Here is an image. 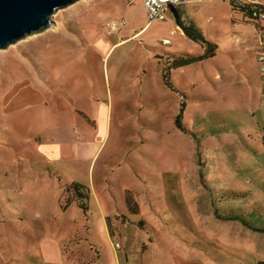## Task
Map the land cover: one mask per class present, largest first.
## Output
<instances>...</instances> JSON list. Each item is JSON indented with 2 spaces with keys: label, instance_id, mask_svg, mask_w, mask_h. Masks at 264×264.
I'll return each instance as SVG.
<instances>
[{
  "label": "rangeland",
  "instance_id": "obj_1",
  "mask_svg": "<svg viewBox=\"0 0 264 264\" xmlns=\"http://www.w3.org/2000/svg\"><path fill=\"white\" fill-rule=\"evenodd\" d=\"M142 4L79 0L0 50V264L264 260V20L186 0L194 45ZM113 18L127 24L106 34ZM175 50L196 58L168 68Z\"/></svg>",
  "mask_w": 264,
  "mask_h": 264
},
{
  "label": "water",
  "instance_id": "obj_2",
  "mask_svg": "<svg viewBox=\"0 0 264 264\" xmlns=\"http://www.w3.org/2000/svg\"><path fill=\"white\" fill-rule=\"evenodd\" d=\"M79 0H0V50L34 33L44 31L53 23L56 11ZM178 25L189 36L187 27L180 22V14L169 6Z\"/></svg>",
  "mask_w": 264,
  "mask_h": 264
},
{
  "label": "trees",
  "instance_id": "obj_3",
  "mask_svg": "<svg viewBox=\"0 0 264 264\" xmlns=\"http://www.w3.org/2000/svg\"><path fill=\"white\" fill-rule=\"evenodd\" d=\"M234 3H236V5ZM232 7L237 8V10L243 12L245 16H248L252 12V10H255V9L264 11V5L263 4L250 3V2H247V3L243 2L242 3L239 0H232ZM191 27H192L191 32L194 36L193 38L195 40H197L198 37H197V34L195 32V29L193 28V25H191ZM170 55H171L170 58H172L173 61L170 63V67H168V68H177L179 66H182V65H185V64L192 62L196 58V55H193V54L188 53V52H187V55L174 54V53H170ZM162 79H163V82L170 89H172L173 91H177V88L175 87L174 83L170 80L169 75L166 71L163 72ZM185 106H186L185 101L182 100L180 108H179V112L175 118L176 126L183 131L185 130V127L182 124V117H183ZM66 190L67 191L72 190L74 196L77 197L78 199L89 197V189L80 182H73L70 186H68L66 188ZM127 201H128V203H130L129 202L130 199L127 198ZM67 203H70V201H68ZM79 207H81L85 211L87 210V207H86V205H84V203H79ZM133 212H136V211H133ZM236 218L237 217H229V219H236ZM242 222H243V224L248 225V223L246 221H242ZM254 230L264 232V228H261V229L260 228H254ZM257 264H264V260H259L257 262Z\"/></svg>",
  "mask_w": 264,
  "mask_h": 264
},
{
  "label": "built area",
  "instance_id": "obj_4",
  "mask_svg": "<svg viewBox=\"0 0 264 264\" xmlns=\"http://www.w3.org/2000/svg\"><path fill=\"white\" fill-rule=\"evenodd\" d=\"M129 1L132 2L133 0H129ZM185 1L186 0H142L144 10H145L146 16L149 21L166 19V11L167 9H169L170 5L177 7L178 5L183 4ZM234 4L236 5V3ZM234 9L237 10V8H234ZM247 17L250 19H256V20L263 19L264 20V11L256 10V9L252 10V12ZM126 24H127V21L125 18H121V19L113 18V19L107 20L104 23L103 29L106 32V34L117 33ZM164 43L168 44L170 43V40L164 39ZM260 61L264 62V55L260 57ZM261 71L264 73V66L261 67Z\"/></svg>",
  "mask_w": 264,
  "mask_h": 264
},
{
  "label": "crops",
  "instance_id": "obj_5",
  "mask_svg": "<svg viewBox=\"0 0 264 264\" xmlns=\"http://www.w3.org/2000/svg\"><path fill=\"white\" fill-rule=\"evenodd\" d=\"M185 3V2H184ZM183 3V4H184ZM143 5V4H142ZM145 11V10H144ZM236 11H238V12H241V11H239V10H236ZM178 12H179V14H180V11L178 10ZM182 19H185V20H187L188 21V19L187 18H184V15L183 14H180V22H181V24L182 25H185L186 27H187V30L188 29H190L191 27V25H193V23L192 22H190L191 24H187L186 22H182ZM176 27H179V25H178V23H177V25H176ZM143 29V28H142ZM142 29L141 30H139V31H136L133 35V37H136L137 36V34L140 32V31H142ZM179 30V29H178ZM121 31V30H120ZM119 31V32H120ZM180 32L182 33V31L180 30ZM118 33V32H117ZM183 34V33H182ZM192 34V33H191ZM191 36H193V34L191 35ZM190 36V37H191ZM166 39V38H165ZM167 39H169V38H167ZM128 39L127 38H125V39H122V38H119V40L117 41V42H115L114 44H113V46H111V48L112 47H115L116 45H118V44H122V43H124V42H126ZM191 43V42H190ZM197 43H198V41L197 40H193V43L192 44H194V45H197ZM181 52H187V51H181V50H175V51H172V53H180L181 54ZM192 54V53H191ZM193 55H196V54H193ZM182 66H184V65H182ZM182 66H179V67H182ZM179 67H177V68H179ZM177 68H173L174 70H176ZM178 76L176 77V75H175V73L173 72V74H172V80H173V83L175 84V85H177V86H180V87H183V81H182V78H181V76L179 75V74H177ZM78 77V80L79 79H82V77H80V76H77ZM165 84V83H164ZM166 85V84H165ZM166 87L169 89V90H171L167 85H166ZM41 111H43V112H46V103H44L43 104V106L41 107ZM29 135H38L35 131H34V133L33 132H31V133H28ZM46 143H48V146L50 145V146H54V142L53 143H49V142H46ZM61 146H63V145H61ZM51 147V148H52ZM53 148H57L56 146H54ZM58 148L60 149V150H64V151H66L67 149H66V147L64 146V147H60V146H58ZM47 164V163H46Z\"/></svg>",
  "mask_w": 264,
  "mask_h": 264
},
{
  "label": "flooded vegetation",
  "instance_id": "obj_6",
  "mask_svg": "<svg viewBox=\"0 0 264 264\" xmlns=\"http://www.w3.org/2000/svg\"><path fill=\"white\" fill-rule=\"evenodd\" d=\"M190 27H191V26H190ZM191 28H192V27H191ZM191 28L187 30V31H188V32H190V33H192V32H191V31H192V29H191Z\"/></svg>",
  "mask_w": 264,
  "mask_h": 264
}]
</instances>
